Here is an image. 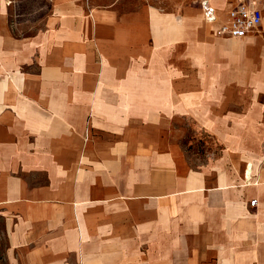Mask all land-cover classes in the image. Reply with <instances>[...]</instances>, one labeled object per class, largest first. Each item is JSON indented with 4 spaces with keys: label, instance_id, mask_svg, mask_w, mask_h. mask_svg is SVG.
Returning <instances> with one entry per match:
<instances>
[{
    "label": "crops",
    "instance_id": "obj_1",
    "mask_svg": "<svg viewBox=\"0 0 264 264\" xmlns=\"http://www.w3.org/2000/svg\"><path fill=\"white\" fill-rule=\"evenodd\" d=\"M53 2L51 14L35 22L30 28L36 32L29 36L22 27L28 21L20 11L27 0H0V264H217L209 261L221 253L217 249L248 245L251 212L252 218L264 216V165L251 160L253 154L246 155L245 161L237 156L232 165L207 161L195 170L170 148L175 155L166 157L169 164L164 166L175 175L177 183L172 185L168 175L152 172L157 166L150 158L146 161L149 171L132 169L128 174L118 155L114 163L103 160L97 154L103 147L77 142L75 115H91L94 127L107 128L111 121L106 115L118 114L114 105L123 99L48 97L40 89L59 80L71 81L73 72L87 75L85 87L91 86L88 81L119 87L118 57L126 39L118 33L127 27H118L110 12L97 15L93 22L76 1ZM236 3L224 12L212 3L219 22L207 24L203 15L205 31L190 43L196 66L213 75L198 73L196 82L206 96L182 103L213 106L180 107L179 111L216 135L238 134L240 126L251 132L264 127L260 101L264 96V10L258 31L244 39L227 38L219 30ZM190 19L199 22L197 17ZM130 20L133 27L136 18ZM136 36L131 32L128 40L135 53ZM96 48L105 65L99 79L100 70L93 61ZM178 48L173 53L168 48L158 51L154 68L146 70L149 79L163 80L165 87L187 81L188 44ZM33 65L39 72H25ZM132 71L136 82L140 70ZM168 102L165 96H147L141 102L147 104L142 111L153 109L156 117L170 118L176 109L169 110ZM235 102L254 106L244 107L240 124L231 127L228 105ZM61 111L70 120L63 130L54 116ZM65 152L67 159L61 156ZM76 152L85 153L78 165L94 152L95 167L78 168ZM98 167L105 168L100 175ZM157 182L164 184L159 191ZM253 201H257L254 208Z\"/></svg>",
    "mask_w": 264,
    "mask_h": 264
},
{
    "label": "rangeland",
    "instance_id": "obj_2",
    "mask_svg": "<svg viewBox=\"0 0 264 264\" xmlns=\"http://www.w3.org/2000/svg\"><path fill=\"white\" fill-rule=\"evenodd\" d=\"M78 5L83 6L85 11L90 14L93 22L94 18L101 13H108L115 16L119 21L118 27L126 26L123 31L119 28L120 33L123 34L126 39L125 49L118 57L121 60L119 63V78L121 79V85L119 87H102L98 82H87L84 86V80L88 78L83 72H73L71 74V81L59 80L57 85L45 86L42 90L43 96H76V97H97V96H120L123 99L122 103L117 105L118 114H107L108 125L107 128L94 127L91 124V115L81 116L75 115V124L73 127L79 136L77 142L89 143L96 147H103L99 153L103 160L115 161V155H118V159L124 160L125 173L130 174L132 169H139L141 172L149 171L147 167V158L154 160L157 170L152 169V172H159L162 175H168L172 179V185H175L177 181L174 180L175 175L173 172H169L170 168L165 167V164H169L166 157L173 152L169 151L170 148L177 150V155H183V158L187 161L189 166L197 170L201 165L207 161H228V165H232V162L238 160L237 156H242L240 161H245L246 155L253 154L250 158L255 161L262 162L264 165V127L263 130L257 132H251L248 129L244 130V126H240L238 134L230 133V135H216L212 134L206 127L199 123L193 116L181 115L180 107H201V106H213L212 104H191L182 102H191L193 100H202L206 95L202 94V90L199 88L196 77L200 73L210 77L213 72L202 71L203 67H199L195 64V51L192 52L190 43L195 41L196 37H199L198 33L205 31L202 27V6L203 0H73ZM219 9L224 12L227 11L236 0H210ZM53 0H27V3L22 4L20 11L28 23L22 25L27 28L26 32L29 36L36 32L31 30V26L35 22H39L40 19L46 20L52 12ZM261 9L264 10V0H259L257 3ZM42 8V10H40ZM136 18L135 25L132 27L131 18ZM196 17V20L190 18ZM121 21L124 23L121 25ZM130 21V22H129ZM128 22V23H126ZM22 32V33H24ZM131 32L137 34L139 42V48L136 53H139L136 57L135 51H132L131 44L128 40L131 38ZM197 33V35H196ZM15 34H19L15 30ZM211 37V36H208ZM159 42V44H157ZM181 44H188V56H187V81H177L172 83L171 86H163V80L156 82L154 79H149L147 69H153V59L159 56L158 51H163L162 48H168L172 53L178 50ZM214 48H219V45L213 43ZM151 48V49H149ZM177 48V49H175ZM156 49V50H155ZM156 51V52H155ZM192 52V53H191ZM256 58V56H255ZM138 59L139 63H136ZM145 60V61H144ZM93 61L97 64V69L100 70L96 73L97 77L101 76V70L104 65V58L95 49V55ZM152 62L151 64L149 62ZM39 65V64H38ZM151 65V66H150ZM132 68H139V79L132 78ZM39 69L35 65L28 67L25 72H39ZM201 70V71H200ZM153 71H151L152 73ZM93 78L94 75L92 74ZM153 77V75H151ZM98 78V79H99ZM158 83V84H157ZM69 84L70 86H67ZM185 86H181L184 85ZM82 85V86H81ZM256 89H252L253 94ZM207 91H212L209 89ZM165 96L171 102L165 105L169 110L176 109L172 114V117L167 118L163 115L162 119L156 117L153 114V109L150 112H143L147 104L141 103L147 96ZM208 96V95H207ZM134 99V100H133ZM135 99H139V102H135ZM260 101L264 103V96L260 98ZM63 106V105H59ZM152 106V105H150ZM155 106V104H153ZM215 106H217L215 104ZM223 106V105H219ZM229 106V114L233 117L232 125L238 126L245 111L244 107L254 106L245 105L243 103H231ZM174 107V108H173ZM177 112V113H176ZM59 120V128L64 129L65 124L70 122L66 120V113L54 115ZM243 125V124H242ZM113 132H117L113 135ZM233 138V141L230 139ZM111 146V147H110ZM107 149V150H105ZM113 149V151H109ZM118 149V150H117ZM236 149V150H232ZM85 153L76 152L77 165L80 157H83ZM92 155L87 162H81L78 168H86L92 166L95 167V153H88ZM65 159H67L68 153H61ZM84 158V157H83ZM88 158V157H87ZM146 158L145 160H143ZM238 158V159H237ZM92 162H89L90 160ZM250 160L249 158H246ZM98 162V161H96ZM259 162V163H260ZM252 165L251 163H249ZM258 164V163H256ZM253 167V165H252ZM62 171H67L66 168H61ZM78 170V169H77ZM105 168L98 167L97 174H102ZM154 170V171H153ZM169 174H168V173ZM164 173V174H163ZM84 186V185H83ZM164 186L163 182H157L156 189L160 190ZM91 190V186H88ZM252 205V202H251ZM253 208L255 206H252ZM264 207V205H263ZM253 211L251 212V227L252 232L249 234L250 242L243 247L237 243L234 248L223 247L222 249L215 248L221 251L217 252L213 259L217 261V264H264V216L253 217ZM253 224V225H252ZM217 249V250H216ZM232 257L237 259H232ZM244 257V258H243ZM231 258V259H230ZM5 262V259H2Z\"/></svg>",
    "mask_w": 264,
    "mask_h": 264
},
{
    "label": "built area",
    "instance_id": "obj_3",
    "mask_svg": "<svg viewBox=\"0 0 264 264\" xmlns=\"http://www.w3.org/2000/svg\"><path fill=\"white\" fill-rule=\"evenodd\" d=\"M237 3L229 12L227 20L222 24L219 32L231 39H244L258 31L263 22V10L257 5L259 0H236ZM204 21L207 24L219 22L216 8L210 0L201 3ZM257 201L252 202L255 206Z\"/></svg>",
    "mask_w": 264,
    "mask_h": 264
}]
</instances>
